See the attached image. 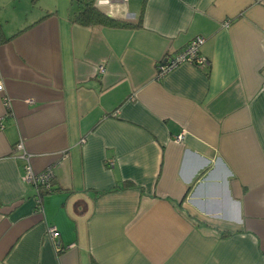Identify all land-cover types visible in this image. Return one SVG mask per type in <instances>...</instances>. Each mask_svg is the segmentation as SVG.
I'll return each mask as SVG.
<instances>
[{"label": "crops", "instance_id": "1", "mask_svg": "<svg viewBox=\"0 0 264 264\" xmlns=\"http://www.w3.org/2000/svg\"><path fill=\"white\" fill-rule=\"evenodd\" d=\"M96 7L129 26L0 0V264H264V0ZM197 37L208 67L157 76Z\"/></svg>", "mask_w": 264, "mask_h": 264}, {"label": "built area", "instance_id": "2", "mask_svg": "<svg viewBox=\"0 0 264 264\" xmlns=\"http://www.w3.org/2000/svg\"><path fill=\"white\" fill-rule=\"evenodd\" d=\"M112 1H126V0H96V6H101L104 4H108ZM227 22L224 24V27H227ZM205 40L203 38L197 37L191 40L188 45L182 49L180 52L175 54L172 57H166L164 60L157 64L156 73L157 76H162L171 70L175 69L177 66L181 64H189L196 68L202 69L208 67L209 63L207 59L200 55V48L204 44ZM99 74H103L105 72L104 66H99L97 69ZM0 95L3 97V103L8 111L10 109L9 101L4 97L3 87L0 84ZM183 137L178 136L175 138L176 143H180ZM13 151L17 152L18 157L23 159L26 164L24 166V172L22 176L23 183L31 186L35 190V203L37 207V212L39 214H44L43 208L41 207V198L44 195L50 194L53 190L52 182L54 179L53 175V167H49L40 173H35L30 165L31 155H29L22 142H18L15 144ZM109 165H112V162H109ZM47 234L53 244H55L56 240L59 237V232L53 226L47 227ZM56 245V244H55ZM58 249V247H57Z\"/></svg>", "mask_w": 264, "mask_h": 264}, {"label": "trees", "instance_id": "3", "mask_svg": "<svg viewBox=\"0 0 264 264\" xmlns=\"http://www.w3.org/2000/svg\"><path fill=\"white\" fill-rule=\"evenodd\" d=\"M81 5V10L72 17V22L82 27H94V26H110V27H123L129 26L128 24L117 22L108 18L95 6V0H77ZM141 16H139V24ZM53 190L51 191V193Z\"/></svg>", "mask_w": 264, "mask_h": 264}, {"label": "rangeland", "instance_id": "4", "mask_svg": "<svg viewBox=\"0 0 264 264\" xmlns=\"http://www.w3.org/2000/svg\"><path fill=\"white\" fill-rule=\"evenodd\" d=\"M44 3L48 2V0H43ZM78 4L77 0H69V8H72V11H76L78 9ZM61 6V5H60Z\"/></svg>", "mask_w": 264, "mask_h": 264}]
</instances>
